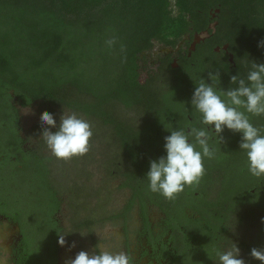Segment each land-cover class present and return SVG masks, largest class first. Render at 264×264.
I'll return each instance as SVG.
<instances>
[{
  "label": "flooded vegetation",
  "instance_id": "obj_1",
  "mask_svg": "<svg viewBox=\"0 0 264 264\" xmlns=\"http://www.w3.org/2000/svg\"><path fill=\"white\" fill-rule=\"evenodd\" d=\"M217 25L209 28L215 31ZM193 42L185 36L175 48L156 45L137 54V81L141 95L147 94L148 110L117 102L104 117L69 110L91 124L93 136L85 155L67 161L55 158L42 139L38 111L46 106L43 101L24 105L10 92L15 110L9 112L0 102V264H8V258L9 264H27L29 244L40 239L30 241L22 225L43 229V239L54 242V254L38 256L41 264H70L78 252L94 250L125 251L133 264H214L213 249L232 243L245 264H260L250 253L264 250V177L249 174L239 151L240 134L226 129L216 158L204 162L199 184L186 187L174 200L151 193L143 179L150 161L164 155L165 129L189 123L199 127L191 104L188 110L182 106L185 94L165 98L173 90L182 92L195 56L205 59L209 49L199 55ZM214 53L225 60L214 72L220 77L217 89L227 90L230 77L238 73L246 77L251 62L264 63L257 49ZM164 113L165 121L156 125ZM263 122L264 117L255 116L256 127ZM41 161L47 165L45 185L35 176ZM98 230L103 234L98 236Z\"/></svg>",
  "mask_w": 264,
  "mask_h": 264
},
{
  "label": "trees",
  "instance_id": "obj_2",
  "mask_svg": "<svg viewBox=\"0 0 264 264\" xmlns=\"http://www.w3.org/2000/svg\"><path fill=\"white\" fill-rule=\"evenodd\" d=\"M215 22L214 31L209 27ZM204 32L210 37L196 49L199 55L209 49L205 59L195 56L187 86L165 96L167 101L185 94L187 110L195 83L222 69L225 60L214 49L228 45L264 54L258 47L264 41V0H0L1 109L15 110L12 92L24 105L43 101L84 115L104 117L114 102L148 110L137 81V54L156 45L175 48L185 36L193 42ZM110 39L112 47L106 44ZM247 115L254 124L255 116ZM46 166L41 161L35 171L43 185ZM36 230L34 238L42 240L43 229ZM42 242L29 244L24 263L41 264L37 248L53 253V240Z\"/></svg>",
  "mask_w": 264,
  "mask_h": 264
},
{
  "label": "clouds",
  "instance_id": "obj_3",
  "mask_svg": "<svg viewBox=\"0 0 264 264\" xmlns=\"http://www.w3.org/2000/svg\"><path fill=\"white\" fill-rule=\"evenodd\" d=\"M114 43V39L106 41L108 47ZM258 47L264 48V41ZM208 81L200 78L195 83L190 101L199 127L189 123L165 129L169 135L164 137V155L150 161L143 178L151 193L174 200L186 187L199 184L205 174L204 162L216 158L220 150L216 145L222 144L226 129L240 134L239 151L246 156L249 174L264 177V129L256 127L247 115L264 117V63L251 62L246 77L239 73L231 76L227 90L215 86L220 83L219 73L209 72ZM41 127L42 139L55 158L67 161L89 151L92 126L75 113L63 111L59 124L52 113H45ZM58 243L65 245L63 235ZM213 252L214 264H245L234 243L227 249L216 247ZM250 254L264 264V250L253 248ZM70 264H133V260L125 251L94 250L80 251Z\"/></svg>",
  "mask_w": 264,
  "mask_h": 264
},
{
  "label": "rangeland",
  "instance_id": "obj_4",
  "mask_svg": "<svg viewBox=\"0 0 264 264\" xmlns=\"http://www.w3.org/2000/svg\"><path fill=\"white\" fill-rule=\"evenodd\" d=\"M40 112L38 111V114L42 117L45 113H52L53 115H54V118L56 119V121H57V124H59V120H60V117H61V115L63 114V111L66 113V114H71V112L68 110V109H65V108H63V107H57V106H45V107H40ZM35 115H37V113H35ZM52 131H55V129H52ZM58 166V165H57ZM63 169H64V171H66L68 174H69V176H71L72 175V171L70 170V168H69V166L67 165H64V167H63ZM74 175V174H73ZM22 230H23V232L25 233L26 231L28 232V234L30 235L29 236V240L30 241H32V239L31 238H33V236L37 233V230H36V226H35V228H33V229H30V228H27L25 225H22ZM36 231V232H35ZM34 232H35V234H34ZM97 235L98 236H100V235H102L103 233H102V230H98L97 232ZM28 237V236H27ZM41 241H43L42 242V244L44 243V244H46L47 242H45L46 240H44L43 238H42V240H33V242L34 243H40L41 244ZM43 244V245H44ZM74 244H78V241H76ZM73 244V245H74ZM80 245V244H79ZM83 249H84V246L85 245H80ZM73 247V246H72ZM74 247H76V249H80V247H78V246H74ZM38 249V251H37V254L38 255H41L42 256V253H45V249L44 248H41V250L39 249V248H37ZM79 253V252H78ZM64 256H65V259L66 260H68L70 257H71V255H70V252L69 251H67L65 254H64ZM8 264H9V258H8Z\"/></svg>",
  "mask_w": 264,
  "mask_h": 264
},
{
  "label": "water",
  "instance_id": "obj_5",
  "mask_svg": "<svg viewBox=\"0 0 264 264\" xmlns=\"http://www.w3.org/2000/svg\"><path fill=\"white\" fill-rule=\"evenodd\" d=\"M217 13H219V11H217ZM213 17H215V16H213ZM216 26H214V28H215ZM210 37V34H209V32H204V33H202L201 35H196L195 36V39H194V42H193V44H192V49H195V47L198 45V44H200L201 42H204L207 38H209ZM218 49H220V48H218ZM222 49H229V46L228 45H226V46H224Z\"/></svg>",
  "mask_w": 264,
  "mask_h": 264
}]
</instances>
